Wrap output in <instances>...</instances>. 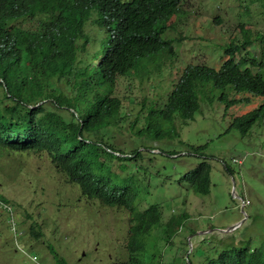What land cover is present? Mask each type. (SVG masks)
<instances>
[{
    "label": "trees",
    "instance_id": "trees-1",
    "mask_svg": "<svg viewBox=\"0 0 264 264\" xmlns=\"http://www.w3.org/2000/svg\"><path fill=\"white\" fill-rule=\"evenodd\" d=\"M232 3L241 6L238 14L230 12ZM255 4L264 15V0H223L217 8L211 0H0V150L39 155L57 174V181L63 183L51 194L43 191L42 179L36 176L41 197L73 185L80 198L77 206L86 202L90 209L105 207L125 216L128 227L119 259L112 264H147V256H155L156 244L150 240L153 231L161 228L168 241L184 223L186 212L177 217L162 203L140 205L142 189L146 197L164 193L163 181L153 180L160 177L159 167L148 170L142 161L156 150L166 160L174 155L150 143L179 138L180 126L173 121L187 125L193 120L200 110L204 84L221 90L219 100L226 103V110L250 100L228 99L226 89L262 98L257 108L231 122L241 136L264 120V34L246 29L254 18L249 8ZM207 9L213 11L207 28L235 24L237 35L205 38L212 42L209 48L223 50L220 67L187 64L164 103L153 106L151 101L150 107L133 116L129 125L133 149L115 148L114 129L127 120L121 113L125 100L115 95L118 79L145 73L160 54L174 57L172 40L163 39L174 28L172 17L179 20L183 15L186 32L188 23L194 22L189 16H202ZM88 27L97 31L95 38L87 33ZM171 123L175 130L166 127ZM181 144L192 152L202 149ZM148 162L149 166L154 163ZM14 169L11 175L21 176L17 165ZM210 178L209 163L201 161L183 171L179 186L194 196H206ZM25 189L16 190L18 196L25 198ZM165 194L174 199L170 191ZM4 197L0 196V219L5 216L15 225L13 209L26 201ZM166 216L170 219L164 225ZM34 228L30 226V233L40 241L42 234ZM243 243L216 249V257L208 258L206 264H264V243ZM180 244L188 248L186 238ZM49 248L54 259L61 258ZM189 262L195 264L190 258L177 264Z\"/></svg>",
    "mask_w": 264,
    "mask_h": 264
},
{
    "label": "rangeland",
    "instance_id": "rangeland-1",
    "mask_svg": "<svg viewBox=\"0 0 264 264\" xmlns=\"http://www.w3.org/2000/svg\"><path fill=\"white\" fill-rule=\"evenodd\" d=\"M211 1L215 8L223 4V0ZM230 6V12L238 14L237 10L241 6L237 3ZM249 9L254 18L246 29L264 34L261 7L255 4ZM192 15L188 20H194L193 25L187 22L186 32L184 17L180 15L179 20L178 16L172 17L170 24L174 28L163 35V39L172 40L174 57L168 58L166 54H160L156 57L157 62L150 64V69L145 70V73H133L132 78L118 79L115 95L125 100L121 113L127 115V120L121 128L114 129L115 148L133 149V134L129 128L134 121L133 116L142 108L150 107L151 101H154L153 106L164 103L166 95L187 64H205L216 70L220 67L224 59L223 50L209 48L212 42L208 43L205 38L218 34L225 36L226 33L237 35L235 24L229 22L223 26L212 25L207 28L213 16L211 9H207L202 16L196 13ZM86 31L93 38L97 36L93 27H88ZM176 40L178 41L175 42ZM218 42L225 40L220 39ZM92 51H95V47H92ZM201 93L200 110L195 113L193 120L187 125L179 120L173 121H178L176 123L180 126L176 130L179 138L150 143V146L173 152L174 155L166 160L155 153L142 161L145 167H149L148 170L159 167L160 177L153 180L163 181L164 193L151 188L152 192L159 193L146 197L142 189L140 205L162 203L165 204V209L173 210L177 217L186 212L184 223L168 241L161 228L153 231L150 240H154L156 244L155 256H147V264H177L179 255L186 250L185 245L180 244L183 238L190 239L188 255L195 264H206L208 258H215L216 249L242 246L244 241L264 243V120L256 123L245 136L231 127L234 118L257 108L262 103V98L235 94L226 89L228 99H250L249 103L243 102L226 110V103L219 100L221 90L215 89L212 84H204ZM140 125L141 123L138 124ZM166 127L174 129L172 123ZM181 142L202 149L192 152ZM148 159L154 161L152 166H149L151 162ZM201 161H207L211 167L210 193L206 196H194L180 188L179 177L183 171L191 170ZM237 161L241 163L238 164ZM15 165L21 169V176L11 175V172L16 171ZM36 176L42 179L46 194H51L58 184L63 183L57 181V174L39 155L20 152L8 154L0 150V196L16 202L26 201L21 207L15 206L13 209L16 229H10L5 216L0 219V264H57L49 246L67 264L116 262L128 227L125 216L105 207H99L98 211L90 209L86 202L77 206L80 198L78 188L73 185L63 187L56 195L41 197L37 190L41 187L35 182ZM143 185H146L145 181ZM24 188L25 198L18 196L16 192ZM169 191L174 199L166 196L165 193ZM242 202L246 204L243 205ZM169 219L166 216L163 224ZM31 225L35 226L36 231L40 230V241L29 234ZM236 225L235 229L230 230ZM18 232H24L18 240L19 247L14 244L13 239V235ZM26 254L36 257L37 262H32Z\"/></svg>",
    "mask_w": 264,
    "mask_h": 264
},
{
    "label": "clouds",
    "instance_id": "clouds-1",
    "mask_svg": "<svg viewBox=\"0 0 264 264\" xmlns=\"http://www.w3.org/2000/svg\"><path fill=\"white\" fill-rule=\"evenodd\" d=\"M43 13H45L44 11H40V14H43ZM181 75V74H180ZM180 77V76H179ZM175 84V83H174ZM153 153H159V151L158 152H155V151H152ZM235 161V160H234ZM236 162V161H235ZM237 163L238 164H240L241 162L240 161H237ZM226 171H227V169H226ZM242 204L243 205H245L246 204V202H242ZM241 212L243 213V210H242V208H241ZM9 226H10V229L11 230H13V229H16L15 228V225H10L9 224ZM12 226H14L13 228H12ZM237 226V225H236ZM22 234H24V232L23 233H21V232H18L17 234H14L13 235V239H14V244L17 246V247H19V244H18V240H19V238H21L23 235ZM29 234L32 236V234L30 233V228H29ZM106 240V239H105ZM189 240L190 239H187L186 238V245H188V248L181 254V255H179V263H183L184 262V259H186V258H189V255H188V250H189V247H190V243H189ZM31 241V240H30ZM111 242V241H110ZM26 256L32 261V262H34V263H36L37 262V258L36 257H30L28 254H26ZM53 257V256H52ZM60 257V256H59ZM53 259H54V257H53ZM55 260H56V262H57V264H63V262H65L64 260H63V258H55ZM65 264H67L66 262H65ZM188 264H190V262L188 263Z\"/></svg>",
    "mask_w": 264,
    "mask_h": 264
},
{
    "label": "water",
    "instance_id": "water-1",
    "mask_svg": "<svg viewBox=\"0 0 264 264\" xmlns=\"http://www.w3.org/2000/svg\"><path fill=\"white\" fill-rule=\"evenodd\" d=\"M237 226H234V227H232V228H230V230H233V229H235Z\"/></svg>",
    "mask_w": 264,
    "mask_h": 264
}]
</instances>
